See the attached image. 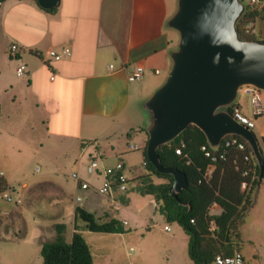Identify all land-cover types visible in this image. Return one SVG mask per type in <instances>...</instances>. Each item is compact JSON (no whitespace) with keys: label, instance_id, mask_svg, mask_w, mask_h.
Returning a JSON list of instances; mask_svg holds the SVG:
<instances>
[{"label":"crops","instance_id":"0c3cea01","mask_svg":"<svg viewBox=\"0 0 264 264\" xmlns=\"http://www.w3.org/2000/svg\"><path fill=\"white\" fill-rule=\"evenodd\" d=\"M175 10L176 3L165 0H59L54 11L36 0H0V173L26 202L0 210V264H43L41 245L55 239L58 223L65 225L67 242L76 230L81 233L93 264H193L188 234L144 192L146 183L166 181L144 165L148 132L142 105L170 70L178 32L167 21ZM253 25V40L264 41V10ZM12 44L20 48L15 56L9 53ZM64 46L70 48L68 57H48L49 50ZM20 62L26 65L23 76L15 71ZM136 66L144 72L129 80ZM59 157L74 159L73 171L86 176L91 187L80 189L72 177L60 180L54 160ZM92 157L103 165L122 161L127 191L97 193L101 178L86 171ZM31 161L45 166L39 177L6 176L5 168H24ZM136 163L143 171L134 170ZM260 193L258 230L245 225V217L234 248L246 264H264L257 249L264 241V177L248 211ZM76 206L98 222L115 218L124 230H88L76 218ZM209 212L221 208L214 203Z\"/></svg>","mask_w":264,"mask_h":264},{"label":"water","instance_id":"95a60500","mask_svg":"<svg viewBox=\"0 0 264 264\" xmlns=\"http://www.w3.org/2000/svg\"><path fill=\"white\" fill-rule=\"evenodd\" d=\"M36 1L43 9L59 2ZM246 10L243 0H176V10L167 21L178 32L172 64L165 81L142 108L148 132L147 157L157 171L172 174L169 190L174 198L187 187L186 174L162 165L157 148L190 124L199 127L213 147L227 134L246 140L259 166L254 197L258 193L264 172L259 141L252 129L225 109L235 103L243 85L264 91V41L243 39L238 30Z\"/></svg>","mask_w":264,"mask_h":264},{"label":"trees","instance_id":"16d2710c","mask_svg":"<svg viewBox=\"0 0 264 264\" xmlns=\"http://www.w3.org/2000/svg\"><path fill=\"white\" fill-rule=\"evenodd\" d=\"M55 9L56 7L45 10ZM263 10L264 6L248 8L242 21H253L256 16L262 15ZM240 22L241 20L238 23V30L241 35ZM247 39L256 37L251 36ZM235 105L231 104L226 109L232 113ZM181 142L182 152L178 154L175 149ZM203 144H208L204 132L196 125L190 124L174 139L157 148L162 165L179 168L186 174L188 185L177 193V198H174L169 190L173 181L172 174L157 171L147 157L146 145L144 147V165L149 174L166 180L158 184L151 181L146 183L144 192L153 194L160 202L159 210L165 218L177 222L188 234V254L193 264H209L216 254H231L236 250L234 248L240 242L239 227L253 202L259 175V166L254 157L250 161V175L243 176L242 171L249 167V164L243 161L242 153L236 152L226 160L211 163L201 150ZM210 164L213 166L211 171H208ZM243 180L248 182L244 190L241 189ZM13 190L14 187L0 174V194ZM214 203L221 208L218 214L209 212L210 206ZM75 216L84 221L85 227L91 231L124 230L117 219L98 222L92 212L81 206L75 207ZM55 229V239L41 245L43 264H93L89 246L80 232L76 230L71 240L67 242L64 238L65 225L58 223ZM233 232L235 239L232 237Z\"/></svg>","mask_w":264,"mask_h":264},{"label":"built area","instance_id":"2783aa9c","mask_svg":"<svg viewBox=\"0 0 264 264\" xmlns=\"http://www.w3.org/2000/svg\"><path fill=\"white\" fill-rule=\"evenodd\" d=\"M262 0H249L248 4H250V8L260 5ZM245 33L254 34L255 29L253 25V21H246L244 23L243 29ZM20 51V48L16 44H12L9 49V53L11 56H15ZM71 54L70 48L68 46L61 47L59 50L51 49L48 52V57L53 60H60L68 57ZM16 74L18 76H23L26 73V65L23 62H20L16 67ZM144 72V68L142 66H136L134 70L128 75L129 80H137L139 79ZM241 92L245 93L250 100V110L253 117L264 116V93L261 89L257 88L254 85L247 84L241 88ZM233 117L240 123L244 124L249 129H253L255 127L254 118H251L244 113H242L239 109V106L233 108L232 112ZM183 142L175 149L176 153L181 154L182 152ZM129 148L134 150L138 149V145L130 144ZM249 148V150H248ZM201 150L204 155L209 158L211 163L217 162L219 160H226L232 154L239 152L243 154V161L246 164H249V167H245L242 171L243 176L250 175L251 167L250 161L251 158L254 157L253 153L244 138L236 134H227L225 135L218 147H213L209 143L203 144L201 146ZM213 165L210 164V167ZM86 171L88 174L96 175L101 178L99 185L96 186V190L100 194H109L112 189L116 187L119 191L125 192L128 189V177L124 171V164L122 161H117L112 165H103L101 164L99 157H92L89 160V163L86 166ZM1 174V173H0ZM71 177L78 181L80 189L86 190L89 189L90 183L84 179H81V176L78 171H73L71 173ZM248 186V182L243 180L241 182V189H246ZM13 191H7L0 196L9 203L20 204L22 199L17 194H13ZM77 201H81L82 198L80 196L76 197ZM154 205H157L154 202ZM193 221V219H191ZM165 229L169 230V225L164 226ZM215 264H246L245 258L243 254L239 250L233 251L231 254H223L218 253L214 257Z\"/></svg>","mask_w":264,"mask_h":264},{"label":"rangeland","instance_id":"374dc122","mask_svg":"<svg viewBox=\"0 0 264 264\" xmlns=\"http://www.w3.org/2000/svg\"><path fill=\"white\" fill-rule=\"evenodd\" d=\"M165 1L168 4L176 3V0H165ZM248 1L249 0H243V2L246 4L247 9L250 8V6H251L250 4H248ZM242 17L240 18L241 22H240L239 26L241 25V28L243 29V26H244L245 22H244V20L242 21ZM238 23H239V21H238ZM253 35L254 34L245 33L242 30L240 36L243 39H247L248 37H251ZM243 86L240 87L239 94L237 95L234 104L239 106V109H240V111L242 113H244L245 115H247V116H249L251 118H254L255 127L252 129V131L255 133V135H256V137H257V139L259 141V144H260L261 149H262V155H263V158H264V137H263L264 136V116H257V117H253L252 116L251 110H250L249 97L245 93L241 92V88ZM263 93H264V91H263ZM225 109H226V107H225ZM137 153H138V151H137ZM48 154H51V156L55 157V156H57V151H51V152H48ZM54 160H57V163L55 165L56 166L55 170L57 172V175H58L59 179L65 181V182H72L73 179L71 178V173H72V171H73V169L75 167L74 159H72V160L67 159L66 160V159H64V157H59L58 159L54 158ZM35 166H37L39 168V170H35V168H34ZM45 169H46L45 166L41 162L31 161L24 168L7 167V168H5V172H6V176H11L12 180H16V179L19 180V179H21L24 176H26L27 178L39 177V175H41L42 172ZM134 170L136 172L143 171V168L141 167V164L139 165L138 163H136L134 165ZM81 179H85L86 180V176H82ZM15 186L17 187L16 189H19L18 183H16ZM141 186H144V184H142ZM17 192H19L20 196H22L20 191H17ZM74 192L75 191H72L73 194L70 195V196L73 197L74 196ZM96 192H97V190H96ZM13 194L15 195V193H13ZM79 194H83L82 190L79 191ZM260 199H261V193H260L255 205L248 211L247 215L245 216L246 217L245 218V225H248V226L249 225H253L255 230L256 229L258 230V222L257 221L259 219L258 210H259L260 201H261ZM24 203H26V202H23V197H22V203L21 204H15V203H9V202L5 201L0 196V210H2L1 212H3V210H5L6 207H13V208L23 207ZM79 223H82V221L80 220ZM247 229L251 230L250 228H247ZM232 237H233V239H235L234 232L232 234ZM257 249H258V251L260 252V255H261L259 260L260 261L262 260L264 262V241H261L259 243V246L257 247Z\"/></svg>","mask_w":264,"mask_h":264}]
</instances>
